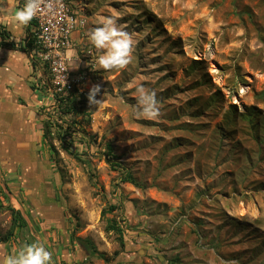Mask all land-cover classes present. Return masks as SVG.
<instances>
[{"label":"rangeland","instance_id":"rangeland-1","mask_svg":"<svg viewBox=\"0 0 264 264\" xmlns=\"http://www.w3.org/2000/svg\"><path fill=\"white\" fill-rule=\"evenodd\" d=\"M70 4L84 20L68 53L73 89L87 97L100 85L101 103L87 104L88 123L74 121L37 72L33 97L7 90L0 239L9 207L26 227L0 243V261L40 242L52 264H264V0ZM102 17H115L134 40L124 70H95L87 32ZM139 85L157 93L158 119L133 114ZM40 115L54 124L46 139ZM112 225L127 251L107 232Z\"/></svg>","mask_w":264,"mask_h":264},{"label":"clouds","instance_id":"clouds-1","mask_svg":"<svg viewBox=\"0 0 264 264\" xmlns=\"http://www.w3.org/2000/svg\"><path fill=\"white\" fill-rule=\"evenodd\" d=\"M44 0H25L23 7H9L8 0H0V13L11 14L13 21L25 28L37 15ZM89 43L97 53V71L124 70L132 61L134 40L117 23L115 17H102L95 27L87 32ZM133 114L140 119L156 120L161 115L160 100L155 90L139 85L136 88ZM101 93L100 85H92L87 94L89 105H99L96 99ZM0 264H52V254L40 242L25 244L15 253L6 255Z\"/></svg>","mask_w":264,"mask_h":264},{"label":"built area","instance_id":"built-area-1","mask_svg":"<svg viewBox=\"0 0 264 264\" xmlns=\"http://www.w3.org/2000/svg\"><path fill=\"white\" fill-rule=\"evenodd\" d=\"M81 27L84 20L72 9L70 0H44L29 23L25 44L32 43V50L27 58L34 70L44 76L43 85L53 88V99L55 94L62 96L73 90L68 53L74 47L73 36Z\"/></svg>","mask_w":264,"mask_h":264},{"label":"crops","instance_id":"crops-1","mask_svg":"<svg viewBox=\"0 0 264 264\" xmlns=\"http://www.w3.org/2000/svg\"><path fill=\"white\" fill-rule=\"evenodd\" d=\"M24 2L25 0H8L9 7H23ZM4 6L6 4H0V7ZM28 27L29 24L25 28H20L13 21L11 14L0 13V103L4 101V97L12 99L13 93L7 90L23 89L31 92V86L34 85L31 77L33 78L36 71L29 68L27 56L21 52L25 46ZM33 96L31 92V97Z\"/></svg>","mask_w":264,"mask_h":264},{"label":"trees","instance_id":"trees-1","mask_svg":"<svg viewBox=\"0 0 264 264\" xmlns=\"http://www.w3.org/2000/svg\"><path fill=\"white\" fill-rule=\"evenodd\" d=\"M31 44L32 43H30V42L26 43L24 46V49L21 50V52H23L26 56L28 55V52L30 50H32ZM31 68H33L32 65H31ZM44 75H45V73H44ZM37 89L38 88H36L34 85H33V87L31 86L32 91L37 90ZM44 89H46V88H44ZM54 100H55V103L57 105V109L60 112V114H62L64 116L74 117V121L78 117H82V119H84V120L86 118V123L89 122L90 116H89V113L86 111V109H87L86 107L88 104L87 97L86 96H79L75 89H73L71 92L64 93L62 96L60 94H55ZM42 110L43 109H41V111ZM39 117H40L39 121H40V123H42V129H43L42 138L46 139L51 135L54 124H52L51 120L44 119V117L41 115ZM60 141H61V139H60ZM62 148H63V151L65 153H67L68 155H70L77 163H79L81 165H85L88 168L90 167L89 162L86 159H84L80 154L71 152L70 149L66 146H63V144H62ZM106 149H107L108 156L114 155V151L110 145H107ZM92 177L93 176L90 174V178H92ZM129 182L137 187V184L135 182H133L131 179L129 180ZM109 209H110V211L116 210L115 207H110ZM9 212L11 215V226H10V230L5 234V236L0 239V243H3V244L7 243L10 238H13V231L15 229H21V228L26 227V222L22 218L19 211L9 207ZM106 230H107V232H110V231L115 232L118 235L117 239H118V243H119L120 248L124 251H127L125 243H124L122 230L120 228L114 226V225L107 227ZM86 245L88 246L89 243L87 242ZM88 247L90 249H93L92 247H90V245ZM152 255L153 254H151L150 256H152ZM154 260L157 261L155 257H154Z\"/></svg>","mask_w":264,"mask_h":264}]
</instances>
